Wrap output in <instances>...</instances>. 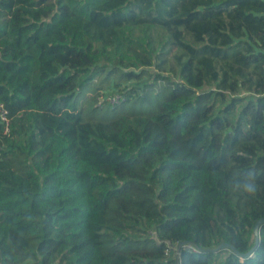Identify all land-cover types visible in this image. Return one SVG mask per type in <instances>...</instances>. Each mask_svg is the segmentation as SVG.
Masks as SVG:
<instances>
[{"label": "trees", "instance_id": "trees-1", "mask_svg": "<svg viewBox=\"0 0 264 264\" xmlns=\"http://www.w3.org/2000/svg\"><path fill=\"white\" fill-rule=\"evenodd\" d=\"M2 110L0 264H264V0H0Z\"/></svg>", "mask_w": 264, "mask_h": 264}, {"label": "water", "instance_id": "water-1", "mask_svg": "<svg viewBox=\"0 0 264 264\" xmlns=\"http://www.w3.org/2000/svg\"><path fill=\"white\" fill-rule=\"evenodd\" d=\"M261 223H264V219H259V220L255 223L254 228H253V231H254V237H255V242L258 241V227H259V225H260ZM182 246H186V242H179V243H178V246H177V250H179ZM221 248H229V249H231V250H235L234 247H233L231 244L224 243V242L220 243V244H219L215 249H213V250H218V249H221ZM252 251H253V249H250L248 253L243 254L242 256L245 257V256L251 254ZM236 252H237V251H236ZM238 254H239V253H238ZM177 258H178V256H177ZM177 264H178V263H177Z\"/></svg>", "mask_w": 264, "mask_h": 264}, {"label": "built area", "instance_id": "built-area-1", "mask_svg": "<svg viewBox=\"0 0 264 264\" xmlns=\"http://www.w3.org/2000/svg\"><path fill=\"white\" fill-rule=\"evenodd\" d=\"M0 123L3 125L5 133L10 132V129H11L10 122H9L8 118L6 117V113L4 110H2L0 113Z\"/></svg>", "mask_w": 264, "mask_h": 264}, {"label": "rangeland", "instance_id": "rangeland-1", "mask_svg": "<svg viewBox=\"0 0 264 264\" xmlns=\"http://www.w3.org/2000/svg\"><path fill=\"white\" fill-rule=\"evenodd\" d=\"M107 99H108V101L111 102V103H114V102L117 100L116 97H107ZM168 247H169V249H168V254H169V256L174 257V256H175V255H174V251H176L177 246H176L175 244L170 243V244L168 245Z\"/></svg>", "mask_w": 264, "mask_h": 264}, {"label": "clouds", "instance_id": "clouds-1", "mask_svg": "<svg viewBox=\"0 0 264 264\" xmlns=\"http://www.w3.org/2000/svg\"><path fill=\"white\" fill-rule=\"evenodd\" d=\"M249 191H253V189H249Z\"/></svg>", "mask_w": 264, "mask_h": 264}]
</instances>
